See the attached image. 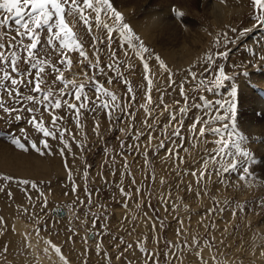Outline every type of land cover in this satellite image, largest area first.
Masks as SVG:
<instances>
[{
  "label": "rangeland",
  "instance_id": "1",
  "mask_svg": "<svg viewBox=\"0 0 264 264\" xmlns=\"http://www.w3.org/2000/svg\"><path fill=\"white\" fill-rule=\"evenodd\" d=\"M215 1L222 4L221 13L212 17L201 10L203 0H112L163 61L162 66L154 56L148 58L147 72L140 52L123 47L119 37L108 40L95 13L88 12L91 32L78 16L67 17L87 59L69 52L72 66L66 69L57 63L58 48L45 45L40 53L63 71L65 80L86 85L90 99L78 117L66 106L38 103L49 89L59 97L64 85L56 80L58 73L46 67L37 95L26 83L29 65L18 62L25 74L17 76L24 81L17 85L23 99L0 89L5 108L14 109L0 110V264H264V165H256L261 139L258 129H244L250 116L244 101L238 104L240 78L264 58V26L254 19L252 0ZM243 2L239 15L236 8ZM10 16L0 10V19ZM18 27L9 18L0 25V37L11 39ZM219 67L230 79L217 86ZM189 70L197 80H191ZM93 79L109 95L97 94ZM233 86L235 97L230 95ZM65 91L68 95L59 98L78 104L75 90L69 86ZM111 94L117 97L114 103ZM29 95L36 102L28 101ZM205 101L211 106H202ZM217 101L225 108L235 103L236 139L242 133L247 139L241 147L254 153L256 162L249 161L253 176L246 181L239 179L243 162L224 172L223 162L209 159L217 148L216 134L209 131L218 126L213 119ZM32 117L56 138L37 131L29 123ZM200 127H205L204 137L198 135ZM10 133L28 151L11 143ZM43 140L52 154L30 147L35 142L43 151ZM57 209L65 215H54ZM52 245L61 249L64 261Z\"/></svg>",
  "mask_w": 264,
  "mask_h": 264
},
{
  "label": "snow or ice",
  "instance_id": "2",
  "mask_svg": "<svg viewBox=\"0 0 264 264\" xmlns=\"http://www.w3.org/2000/svg\"><path fill=\"white\" fill-rule=\"evenodd\" d=\"M252 3L255 10L254 19L259 25L264 26V0H252ZM0 10L11 14V16L6 19H0V25H7L8 19L14 18L15 24L19 26L15 36L11 39H8L6 35L0 37V64L4 65V67L0 69V89L6 91L10 98L15 97L23 99L17 85L24 83V81L18 79L17 76L25 74L20 73L18 62L22 61L29 65V71L26 73L29 79L26 83L33 85L32 91L37 95L43 91L41 85L45 83L42 74L45 72L46 67H50L53 72L58 73L56 80L64 85V88L59 90V97H66L68 92L65 91V89L71 86L75 90L73 96L78 104H71L68 103L67 100H62L57 97L51 89L42 96L38 103L54 105L55 109L66 106L71 108L76 113L77 117L79 116L80 109L83 108L90 99L85 91L86 85H77L74 78L72 80H65L63 71L57 68L55 64H52L46 56L42 55L40 49L45 45L53 50H57L58 48L60 59L57 63L63 65L66 69H70L72 66V60L67 55L69 52H78L81 58L87 59L84 45L78 39L77 33L73 30V27L70 26L67 17H73L75 19L76 16H78L79 22H82L87 30L91 32L92 22L88 12L95 13V23L97 26H103L109 41L119 37L120 40L124 42L122 45L123 47L141 53L139 58L144 62L143 67L146 72L149 69V64L147 62L148 58L153 56L155 60L160 62L163 66V61H161L160 56L156 55L145 45L144 41L134 32L132 26L125 21L124 13L114 6L112 0H0ZM102 15L107 17V19L102 21ZM179 15H182V13H179ZM108 21H112V23L110 24ZM233 31L236 30L233 29ZM245 31H248V29H245ZM45 33L46 39L42 41V35ZM96 42L94 38L93 43ZM216 43L219 44V40H217ZM216 55L226 56V53L219 52ZM212 61L213 56L210 54L207 57V62L211 63ZM107 67H111V65ZM33 70L35 71V76H32ZM205 71H207V69H205ZM218 72L219 77L216 79V83L217 86H220L223 81L229 80L230 77L225 74L223 67H219ZM189 73L191 80H197V73L191 70H189ZM13 74L17 75L14 76ZM206 79V77L201 79L199 84L204 85ZM90 82L95 85L97 94L104 92L105 95H109L103 86L99 85L98 81L93 79ZM109 83H111V81H109ZM151 83L152 81L149 79L148 84L151 85ZM208 83L212 82L209 81ZM7 84H10L11 87H8ZM181 95L185 96V99H187L183 91V85H181ZM230 95L235 97L234 86ZM26 99L36 102V98L33 95L27 96ZM110 99L114 103L117 97L111 94ZM216 104L219 107L214 110L213 119L218 126L209 128V131L216 134L215 143L217 148L209 159L217 164L223 162L222 166L224 172L235 169L243 162L244 167L242 168V174L239 179L241 181H246L253 176V173L250 171L251 165L249 161L255 163L256 160L254 153H251L247 148L241 147L240 141L247 139V137L241 133L239 135V140L236 139L238 129L235 119V103H230L227 108H225L224 104L220 103V101H217ZM102 106L111 111L107 102H103ZM202 106L207 108L211 105L208 101H205ZM219 109H223V113H221ZM0 110H5L9 113L14 112L12 108H5L2 97H0ZM28 111L31 112L34 111V109L30 108ZM180 111L183 112L184 109H180ZM16 118L19 119L20 117L17 116ZM170 119L175 120V116H171ZM29 123L32 124L37 131L41 132L44 137L56 138V134L46 130L43 122L37 121L35 117H32ZM196 123H200V121ZM203 123L207 126L208 120L205 119ZM52 124L55 127V117L53 118ZM229 129H231V131ZM24 131L23 128L20 129V132ZM63 134V132L60 133L61 138ZM178 134L179 133H177V135ZM205 134V127H200L198 135L204 137ZM10 135L13 137L11 143L21 150L28 151V146L21 142V138L13 133H10ZM24 139L26 140L27 137H24ZM41 145L43 151L35 142H30V147L41 155L46 153L52 154L47 140L41 141ZM65 146L67 147V145ZM60 152L61 155H63L64 149H60ZM193 175H195V173H193ZM206 175L207 172L205 171L201 178H204ZM5 179L12 180L13 178L6 177ZM22 182L24 184L29 183L27 180ZM32 187H36V185L32 184ZM46 206L47 202H45V207ZM0 222H2V218H0ZM52 247L56 253L61 254V258L63 259L61 249L55 245H52ZM65 264H67V261H65Z\"/></svg>",
  "mask_w": 264,
  "mask_h": 264
},
{
  "label": "bare ground",
  "instance_id": "3",
  "mask_svg": "<svg viewBox=\"0 0 264 264\" xmlns=\"http://www.w3.org/2000/svg\"><path fill=\"white\" fill-rule=\"evenodd\" d=\"M244 3L245 2H243L241 5L238 4L239 8L238 7L236 8V11L239 13V15L241 14V11L243 10L242 8L244 6ZM221 7H222V4L218 1L203 0V7L201 8V10L204 12L205 11H207L209 13L211 12L212 13L211 16L215 17L221 13V9H220ZM156 9L157 8H154V10H156ZM255 30H257V29H255ZM252 32H253V27L251 28V30H249L247 32L249 39H250V36L253 37ZM263 43H264V41H263ZM191 45H192V42H191ZM253 45L255 46V44H253ZM185 47H187V46H185ZM192 47H193V45H192ZM253 66H255V65H253ZM246 70H248V69H246ZM245 73L247 74V76L245 75L246 76L245 78H243V79L240 78V80H239V88H240L239 89V99L240 100H239L238 104L240 105L241 102L243 103V101H244L243 110L246 111L247 114L250 116L249 117L250 120H247L244 123V129H247V130L248 129H258V131H259L261 140L259 141L260 143L257 144L258 145L257 151H258V158H259L260 163H257L256 165L261 164L263 166L264 165V58L259 61V63L257 64V66H255V68L249 69V71H245ZM245 115L246 114H244V117H245ZM247 118H248V116H247ZM260 168L261 167H259V169ZM260 171H262V170H260ZM262 172L263 173H261V175L264 174V171H262ZM17 226L21 227L23 225L20 221H18ZM58 260H60L61 262L64 261V260H62V258L61 259L58 258ZM48 261L49 260H47V262Z\"/></svg>",
  "mask_w": 264,
  "mask_h": 264
},
{
  "label": "water",
  "instance_id": "4",
  "mask_svg": "<svg viewBox=\"0 0 264 264\" xmlns=\"http://www.w3.org/2000/svg\"><path fill=\"white\" fill-rule=\"evenodd\" d=\"M54 215L57 216H64L65 215V210L64 209H57L53 212Z\"/></svg>",
  "mask_w": 264,
  "mask_h": 264
}]
</instances>
